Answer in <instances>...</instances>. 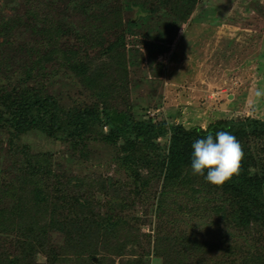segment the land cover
<instances>
[{
  "label": "rangeland",
  "instance_id": "1",
  "mask_svg": "<svg viewBox=\"0 0 264 264\" xmlns=\"http://www.w3.org/2000/svg\"><path fill=\"white\" fill-rule=\"evenodd\" d=\"M50 1L55 5L52 8L65 4ZM133 1L122 0L121 27L128 29L130 21L139 20L127 39L123 72L116 69L109 54L101 55L113 37L105 36L102 45L93 48L85 46L89 41L79 40L97 30L96 20L86 19L73 7L54 11L46 0H0V16L11 25L10 45L2 48L0 38V99L7 95L16 99L22 92L52 96L66 111L92 107H114L138 115L146 111L156 120L186 128L206 129L218 120H264V96L255 94L264 92V0H163L166 7H149L147 14L154 13L146 16L136 6L130 7ZM52 25L58 27L59 36L41 33ZM80 64L83 73L76 69ZM106 132L107 127L94 128L83 135V141L96 139L97 144L74 146L39 131L11 141L10 133L1 127L0 172L9 165V182L16 187L15 178L26 171V161L37 158L54 178L64 169L74 181L86 173L87 163L101 160L99 168L127 182L123 155L102 139ZM165 140L158 141L163 145ZM120 145L121 141L116 147ZM258 149L264 157V144H257ZM181 173L182 180L174 188L151 179L157 194L161 189L171 193L165 192L166 202L162 200L159 206L157 200L150 201L149 209L124 213L125 204H110L112 197L95 195L99 206L110 204L109 214L122 215L127 221L98 247L111 244L123 256L92 255L83 247H71L67 241L71 232H67L76 230L74 235L81 236L86 227L67 228L58 219L60 202L48 195V207L43 209L49 222L45 239L29 251L14 233H7L13 242L2 249L0 264H53L54 257V264H163L165 256L186 264H264V226L251 222L227 227L216 206L220 198L226 200L220 188L191 169ZM54 180L53 185H66L62 178ZM35 185L29 183L31 189ZM78 194L83 196L81 191Z\"/></svg>",
  "mask_w": 264,
  "mask_h": 264
},
{
  "label": "trees",
  "instance_id": "2",
  "mask_svg": "<svg viewBox=\"0 0 264 264\" xmlns=\"http://www.w3.org/2000/svg\"><path fill=\"white\" fill-rule=\"evenodd\" d=\"M46 1L51 8L55 6L50 0ZM162 1L134 0L130 7L136 6L139 8L138 12L143 11L142 13L146 16L154 13L150 10L147 14L149 7L156 10H160L162 5L166 7ZM184 1L186 0H182L183 3ZM61 2L65 3L64 7L52 9L57 11L64 8L65 11H69L73 7L86 19L91 18L98 23L99 26L95 32L79 37L80 41L90 42L85 46L102 45L105 36L113 37L110 44L106 46L105 52L100 54L102 56L109 54L115 60L116 69L125 72L127 39L133 33L131 29L137 26L139 20L130 21L128 29L121 27L122 0H61ZM0 18V38L3 39L1 47L5 48L11 43L8 39L11 25L8 20L5 21L4 15ZM41 31L47 36L60 34L55 25H52L49 30ZM76 50L75 47L70 50L72 59ZM17 53H21V50L19 49ZM76 69L83 73L82 64ZM99 76L102 78L104 75ZM93 83L88 84L93 86ZM18 97L12 99L7 95L0 99L3 108V111H0V128L7 129L11 141L24 134L39 131L48 138L72 142L74 146L79 144L84 146L87 143L94 145L97 144L96 139L89 138L83 141V135L94 128L102 131L104 127H107V132L102 139L114 146L117 153L123 155L121 160L128 169L126 173L129 175V181L121 182L113 174H107L98 166L102 165L101 160H95L90 165L87 163L86 173L80 174V178L76 177L74 181L69 179L64 169L60 170V174H56L55 178H62L66 185L63 186L59 182L53 185L55 178L52 173L44 168L42 161L32 158L33 161L27 160L24 164L26 171L19 173L15 178L19 183L18 186L13 187L9 182V180L12 181L9 165H5V172H0V255L6 244L13 242L12 235L7 234L9 232L14 233V237L17 236L19 239L18 243L29 251L38 247L48 233L49 222L46 221L48 213L46 214L43 210L48 207L45 199L48 195H55L61 204L59 210H62V213L58 214L62 218H58L59 221L63 220L67 228L86 227L85 232H81L82 238L74 235L76 230L67 232H71L67 239L71 247L74 249L83 247L92 255L105 253L110 257L123 256L111 244L98 247L108 235L112 237L120 231L124 221L127 224L124 216L109 214L107 209L109 210L110 204H125L124 207L122 206L124 213L133 212L138 208L149 209L151 207L149 202L154 199L159 206L165 198V192L171 193V190L161 189L157 194L153 183H150L151 179L153 178L155 182H164L165 185H172L174 188V183L182 180L181 172L191 169L193 142L205 138L209 133L215 136L218 131H228L233 134L242 145L244 153L239 173L223 185L217 186L226 196V200L220 198L216 204L219 206L220 216L227 222V227H245L251 222H259L264 226V157L261 150H255L257 144H264V120L249 117L218 120L209 124L206 129L186 128L182 124L170 125L165 121L156 120L149 117L146 111L138 115L131 111H119L114 107L101 109L92 107L86 111L73 112L64 110L59 101L52 96L42 97L38 94L26 96L22 92L18 94ZM163 138L167 141L165 140V144L161 145L158 140ZM119 141L121 145L116 147ZM246 141L252 143V146L249 147ZM8 162L12 163L11 159ZM20 168L21 166H18V169ZM30 182L36 183L33 189L29 186ZM76 190L81 191L83 196L79 195L78 191L76 193ZM99 193L112 197L110 204L99 206L94 200L95 195ZM84 200L85 203L82 202ZM164 201L166 202V199ZM33 238H37L36 241L33 242ZM81 254L84 255L83 251ZM204 255L206 256L207 252ZM159 256L162 258L161 254ZM165 258L163 264H174V262L186 264L180 258H174L171 261L167 256ZM55 260L54 257L53 264ZM0 261L2 262V258ZM113 263L112 261L111 264Z\"/></svg>",
  "mask_w": 264,
  "mask_h": 264
},
{
  "label": "clouds",
  "instance_id": "3",
  "mask_svg": "<svg viewBox=\"0 0 264 264\" xmlns=\"http://www.w3.org/2000/svg\"><path fill=\"white\" fill-rule=\"evenodd\" d=\"M255 94L264 96L261 91ZM192 149V173L204 176L210 184L223 185L239 173L244 153L240 142L230 132L218 131L215 136L209 133L205 138L195 140Z\"/></svg>",
  "mask_w": 264,
  "mask_h": 264
}]
</instances>
